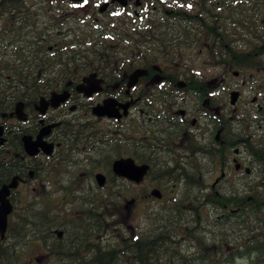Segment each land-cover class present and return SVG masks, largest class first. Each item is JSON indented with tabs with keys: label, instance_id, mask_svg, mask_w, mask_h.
Instances as JSON below:
<instances>
[{
	"label": "flooded vegetation",
	"instance_id": "flooded-vegetation-1",
	"mask_svg": "<svg viewBox=\"0 0 264 264\" xmlns=\"http://www.w3.org/2000/svg\"><path fill=\"white\" fill-rule=\"evenodd\" d=\"M0 190V264H264V0H0Z\"/></svg>",
	"mask_w": 264,
	"mask_h": 264
},
{
	"label": "trees",
	"instance_id": "trees-1",
	"mask_svg": "<svg viewBox=\"0 0 264 264\" xmlns=\"http://www.w3.org/2000/svg\"><path fill=\"white\" fill-rule=\"evenodd\" d=\"M20 214H29L23 220L14 219L12 229L27 230L33 228L34 230H43L50 232L53 229H76L81 230L85 228V219L75 218L70 220L69 217L63 219L55 218L52 211H45L46 216H39V212L30 213L29 211H22ZM71 227H67L68 224ZM111 228V218L108 219ZM116 224V222H115ZM164 244L162 237L143 236L139 240H134L131 236L124 243L122 249L118 243L109 241L106 247H99L92 255L87 257L83 254L84 250L79 248H69L70 255L75 258L73 264H138L133 261V257L137 252H141V260L139 264H171L168 255L162 253L159 248ZM64 250V248L59 249ZM50 251H54L50 249ZM58 251V250H57ZM56 252V251H55ZM54 257V255H52Z\"/></svg>",
	"mask_w": 264,
	"mask_h": 264
},
{
	"label": "water",
	"instance_id": "water-1",
	"mask_svg": "<svg viewBox=\"0 0 264 264\" xmlns=\"http://www.w3.org/2000/svg\"><path fill=\"white\" fill-rule=\"evenodd\" d=\"M1 192L2 190H0V193ZM10 209H11L10 205L5 203L0 204V234L1 235H3V232L6 228V217Z\"/></svg>",
	"mask_w": 264,
	"mask_h": 264
},
{
	"label": "rangeland",
	"instance_id": "rangeland-1",
	"mask_svg": "<svg viewBox=\"0 0 264 264\" xmlns=\"http://www.w3.org/2000/svg\"><path fill=\"white\" fill-rule=\"evenodd\" d=\"M133 217V216H132ZM40 248L37 243H30L28 244L27 250L20 252V255L25 259H33V256L39 252Z\"/></svg>",
	"mask_w": 264,
	"mask_h": 264
},
{
	"label": "bare ground",
	"instance_id": "bare-ground-1",
	"mask_svg": "<svg viewBox=\"0 0 264 264\" xmlns=\"http://www.w3.org/2000/svg\"><path fill=\"white\" fill-rule=\"evenodd\" d=\"M117 164H120V163L116 162V164H115V169H116L117 172H120V171L117 169ZM120 166H121V165H120ZM126 171H127V170H126ZM129 171H130V170H129ZM131 172H132V174H133L134 176L136 175L134 170H131ZM120 173L128 174V171H127V172H120ZM130 174H131V173H130Z\"/></svg>",
	"mask_w": 264,
	"mask_h": 264
}]
</instances>
